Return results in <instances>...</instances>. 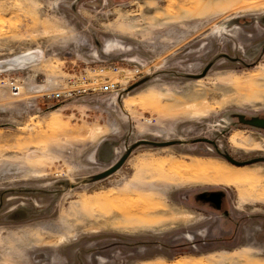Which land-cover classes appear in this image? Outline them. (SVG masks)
I'll use <instances>...</instances> for the list:
<instances>
[{
	"label": "rangeland",
	"instance_id": "obj_1",
	"mask_svg": "<svg viewBox=\"0 0 264 264\" xmlns=\"http://www.w3.org/2000/svg\"><path fill=\"white\" fill-rule=\"evenodd\" d=\"M251 120L264 0H0V264H264Z\"/></svg>",
	"mask_w": 264,
	"mask_h": 264
},
{
	"label": "built area",
	"instance_id": "obj_2",
	"mask_svg": "<svg viewBox=\"0 0 264 264\" xmlns=\"http://www.w3.org/2000/svg\"><path fill=\"white\" fill-rule=\"evenodd\" d=\"M107 71V68H102L97 71V69H91L90 73L93 76L87 74H80L76 76L73 82L66 88L62 90L56 91L53 94V97L57 101H64L67 99H71L76 95L80 94H88L100 92L102 94H110V95H121L125 90L121 87V82L119 79H113L112 77L104 76L103 72ZM108 72H112L113 74L119 73V68H110ZM100 73V74H99ZM12 90L14 93H18L20 88L12 83Z\"/></svg>",
	"mask_w": 264,
	"mask_h": 264
},
{
	"label": "water",
	"instance_id": "obj_3",
	"mask_svg": "<svg viewBox=\"0 0 264 264\" xmlns=\"http://www.w3.org/2000/svg\"><path fill=\"white\" fill-rule=\"evenodd\" d=\"M209 68L210 67L208 66L199 77H204L206 75L207 71L209 70ZM250 124L264 128V120H251ZM175 143L176 142L154 143V142H149V141H140L137 144H135L132 148H135V147H137L139 145H143V144H145V145L150 144V145H155V146H159V147H165V146L173 145ZM130 153H131V149H129L127 151V153L113 167H111L109 170L99 174L98 176H96L95 179L96 180L104 179V178L112 175L116 171H118L123 166V164L125 163V161H126V159ZM226 158L229 162H231L232 164L238 165V166L246 165V164H253V163L259 162L261 160H264V159L260 158V159H253V160L246 161V162H238L229 156H226Z\"/></svg>",
	"mask_w": 264,
	"mask_h": 264
}]
</instances>
